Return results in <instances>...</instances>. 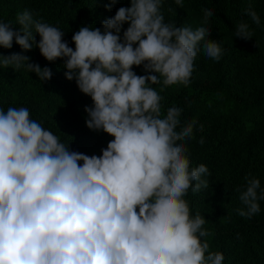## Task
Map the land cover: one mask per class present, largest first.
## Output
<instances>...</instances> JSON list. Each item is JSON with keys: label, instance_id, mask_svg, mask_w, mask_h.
Returning a JSON list of instances; mask_svg holds the SVG:
<instances>
[{"label": "clouds", "instance_id": "obj_1", "mask_svg": "<svg viewBox=\"0 0 264 264\" xmlns=\"http://www.w3.org/2000/svg\"><path fill=\"white\" fill-rule=\"evenodd\" d=\"M175 3L183 6V0ZM161 6L162 0H131L102 23L103 32L90 26L76 31L74 50L63 31L28 10L17 15L16 31L0 22V47L11 49L14 41L21 49L0 55V66L43 82L51 70L24 53L35 47L48 62L63 58L65 79L75 80L93 102L84 109L86 127L114 138L99 157L88 156L69 151L27 108L0 109V264H222L223 254L209 252L201 240L210 235L202 228L205 219L192 217L183 198L189 189L208 186L202 179L208 168L190 169L187 149L178 143L193 138L197 121L177 131L182 109L173 106L162 117V96L151 86L162 82L161 92L187 86L201 48L215 61L222 48L208 39L209 27L165 23ZM203 11L207 23L213 10ZM245 15L260 24L251 6ZM234 36L252 39L246 20ZM141 65L154 74L131 70ZM245 179L246 189H236L244 208L236 211L251 218L264 190L258 194V179Z\"/></svg>", "mask_w": 264, "mask_h": 264}, {"label": "trees", "instance_id": "obj_2", "mask_svg": "<svg viewBox=\"0 0 264 264\" xmlns=\"http://www.w3.org/2000/svg\"><path fill=\"white\" fill-rule=\"evenodd\" d=\"M109 2L32 0L31 6L40 19L64 32L62 39L74 50L72 36L76 31L90 26L103 32L102 23L114 17L118 8L114 3L110 10H106L105 4H110ZM170 2L175 3V0H162V5ZM117 4L120 7H130L131 0L118 1ZM183 5L195 7L203 20V10H213V16L206 23L212 31L234 30L241 20L249 19L245 15V9L249 6L257 13L264 10V0H183ZM13 19L10 13L0 11V22H10L16 31L19 25ZM39 39L38 35L34 36V42L38 43ZM261 39L264 41V38ZM20 52V47L14 41L11 49L0 47V55L3 56ZM24 55L31 58V63L49 68L52 72L51 79L42 82L34 73L0 66V99L12 103L31 100L48 108L67 103L92 102L89 96L79 91L75 80L65 79L63 58L48 62L35 47ZM131 70L138 76L154 74L145 73L143 65L133 66ZM151 86L162 96V117L166 115L168 108L175 106L182 109L177 131L191 120L197 121L193 138L182 142L189 153L209 167L211 174L219 182L245 190V177L256 178L260 181L258 194L264 190V89L255 97L246 98L238 89L222 82L207 83L190 79L187 86L176 84L165 87L162 92V82ZM71 116L72 124L85 129L105 149L114 139L102 130H89L85 125L87 113L84 109L73 112ZM87 148L88 144L78 143L69 151L86 154ZM183 198L189 204L190 215L194 217L191 210L197 204L194 200L198 196L194 195L192 201L185 196ZM258 203L260 211L251 218L237 215L228 220L217 212L204 218L206 222L202 228L210 235L201 240L209 243V252L223 254L222 264H264V200H259Z\"/></svg>", "mask_w": 264, "mask_h": 264}, {"label": "rangeland", "instance_id": "obj_3", "mask_svg": "<svg viewBox=\"0 0 264 264\" xmlns=\"http://www.w3.org/2000/svg\"><path fill=\"white\" fill-rule=\"evenodd\" d=\"M118 1L123 0H116L115 2L116 7L119 9ZM31 5L32 0H0V11L10 13L14 17V22H16L17 15L28 10L32 12L34 19L45 22L39 18ZM105 5L109 4L106 3ZM160 11L164 16L165 23H171L177 27L191 26L193 29L201 26L209 27L195 7L191 5L179 7L177 4L170 2L162 5ZM257 14L260 18L259 25L252 23L250 19L246 20L249 23L250 30L253 32L252 39L247 41L235 37V29L229 31H212L210 29L208 39L220 44L222 48L221 58L219 61L208 58L204 55L201 48L194 59V71L190 79L198 82H222L223 84L231 85L238 89L246 98L255 97L254 95L263 90L264 41L261 38H264V10ZM128 26L127 23L122 25L121 39L124 30ZM90 106H92V102L81 104L67 103L63 106L55 105L52 108H48L31 100L12 103L6 99H0V109L4 111H7L9 107L27 108L30 118L40 123L45 130L57 136L59 142L68 146L69 150H72L75 144L86 143L88 144L86 154L99 157L101 150L105 149L103 144L93 138L90 133L87 134L85 129H80L71 122V114L73 112L81 111L85 107ZM184 146L187 149L185 144ZM185 154L190 161V169L204 164L209 170V175L202 176V179L207 181L208 186L196 193L189 189L185 195L191 201L194 195L198 196L194 200V203L197 204H194L191 210L194 213V217L199 214L205 218L214 212L219 213L223 219L228 220L237 216L236 210L244 208L239 200L240 193L236 191L237 188L219 182L211 174L209 167L189 153L188 149Z\"/></svg>", "mask_w": 264, "mask_h": 264}]
</instances>
